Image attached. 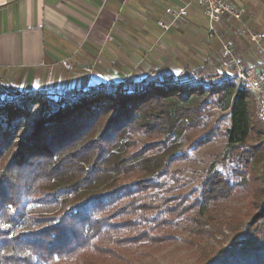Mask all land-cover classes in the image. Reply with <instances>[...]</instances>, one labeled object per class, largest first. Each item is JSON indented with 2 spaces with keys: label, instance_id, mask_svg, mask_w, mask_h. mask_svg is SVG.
<instances>
[{
  "label": "trees",
  "instance_id": "obj_1",
  "mask_svg": "<svg viewBox=\"0 0 264 264\" xmlns=\"http://www.w3.org/2000/svg\"><path fill=\"white\" fill-rule=\"evenodd\" d=\"M6 91L11 98L0 99V264L91 262L92 246L123 258L128 245L176 240L192 207L227 199L236 185L252 192L250 212L222 221L193 216L190 245L198 237L214 239L200 245L194 264H264V116L255 91L232 76H212L207 89L169 76L82 86L57 98L13 86L0 88V98ZM214 107L225 110L229 125H212L192 144L224 134V155L238 163V179L211 164L196 200L151 197L184 157L171 142ZM251 135L255 143L248 142ZM133 172L135 179L120 178ZM31 201L54 209L31 211Z\"/></svg>",
  "mask_w": 264,
  "mask_h": 264
},
{
  "label": "crops",
  "instance_id": "obj_2",
  "mask_svg": "<svg viewBox=\"0 0 264 264\" xmlns=\"http://www.w3.org/2000/svg\"><path fill=\"white\" fill-rule=\"evenodd\" d=\"M238 2L247 8L243 19L223 22L210 34L208 18L195 6L179 27L163 32L149 0H0V70L22 92L55 95L219 56V71L232 76L222 63L219 33L232 37L245 67L264 69V52L250 40L251 32H264V0ZM199 13L206 30L193 20Z\"/></svg>",
  "mask_w": 264,
  "mask_h": 264
},
{
  "label": "rangeland",
  "instance_id": "obj_3",
  "mask_svg": "<svg viewBox=\"0 0 264 264\" xmlns=\"http://www.w3.org/2000/svg\"><path fill=\"white\" fill-rule=\"evenodd\" d=\"M149 1L153 3L155 11H163L167 3L171 0ZM243 1L247 2L249 0ZM194 17L193 20L206 30L207 19L201 13L194 15ZM249 44L251 48V43ZM214 54L216 57L218 56V52L214 51ZM220 60L219 56V59L217 60L214 58L213 61L209 60L208 62L198 61L185 68L181 64L179 66H158L156 70L147 75V78L158 77L164 79L172 76L176 82L193 85L202 84L207 89L212 76L213 78L215 76H229L224 75V73L219 71ZM242 62L243 61L241 60V65L243 67L247 66V64L243 65ZM232 78L238 84L237 78L233 76ZM11 86L13 85L10 84V80L5 74H2V71L0 70V88L6 90ZM256 94L262 103V114L264 116V88L262 91L256 92ZM56 95L57 96L54 98L59 97V93ZM9 98H11V95L6 91L1 95L0 99L5 100ZM213 110L215 111L214 114L205 116L200 124L189 127L183 134L179 137H175L174 141L171 142L170 149L175 151L176 154L184 157H181L173 163L171 170L175 171L174 175L167 178L165 186L153 189L151 197L158 200L169 198L171 202L181 200L182 198H185L187 202L196 200L201 192V180L205 169L211 164H214L218 169L229 173L233 181L238 179L233 172L235 167L238 166V163L232 158H226L224 155V152L228 147V140L224 134L218 133L213 141L201 146L195 147L192 144V142L199 136L206 133L212 125L216 124L222 129L229 125L228 118L222 117L225 110L218 107H214ZM137 137L141 140L145 138V135L138 134ZM156 137L157 135L152 139H156ZM257 139L258 137L256 135H251L248 138V142L255 143ZM137 176L138 172H133L121 174L120 178L122 181H128L135 179ZM253 199L254 196L252 192L248 191V189L242 185H236L231 197L221 201H211L209 203L198 202L192 207L183 219L184 227L178 229L176 240L157 243L141 241L139 243L128 245L124 248L125 256L123 258L107 253L96 252L92 250V246L90 252H88L91 262H85L82 257L69 258L64 262L66 264H194L200 253V245L213 243L214 239L198 237L199 244L190 245L186 240V237L192 234L191 228L195 227L191 218L197 216L203 219L222 221L233 215L244 216L250 212L253 205ZM28 209L34 212H40L54 209V206L31 201L28 202ZM95 241L96 240H94V242ZM107 242L111 243L110 241Z\"/></svg>",
  "mask_w": 264,
  "mask_h": 264
},
{
  "label": "built area",
  "instance_id": "obj_4",
  "mask_svg": "<svg viewBox=\"0 0 264 264\" xmlns=\"http://www.w3.org/2000/svg\"><path fill=\"white\" fill-rule=\"evenodd\" d=\"M177 5H166L163 11H157L156 21L163 32L179 27L190 14L193 6L199 8L209 20V32L218 33V26L225 22L241 21L247 12V8L240 5L238 0H178ZM220 54L222 63L230 67L231 75L238 80V86H247L255 92L264 88V69L259 66L243 67L241 58L234 49L232 37L226 33H219ZM250 38L264 52V32H251ZM67 68H72V63L65 59L62 61ZM234 69V70H233ZM91 70V68H89ZM50 96V94H48Z\"/></svg>",
  "mask_w": 264,
  "mask_h": 264
},
{
  "label": "water",
  "instance_id": "obj_5",
  "mask_svg": "<svg viewBox=\"0 0 264 264\" xmlns=\"http://www.w3.org/2000/svg\"><path fill=\"white\" fill-rule=\"evenodd\" d=\"M47 93V96H48V94H50V96H48V97H56L57 95H55L54 93H53V90H50V91H48V92H46Z\"/></svg>",
  "mask_w": 264,
  "mask_h": 264
}]
</instances>
